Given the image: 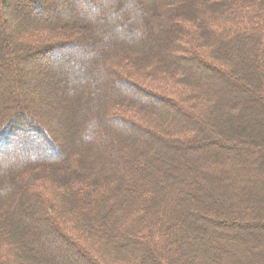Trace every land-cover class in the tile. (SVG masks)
Here are the masks:
<instances>
[{
	"label": "trees",
	"instance_id": "16d2710c",
	"mask_svg": "<svg viewBox=\"0 0 264 264\" xmlns=\"http://www.w3.org/2000/svg\"><path fill=\"white\" fill-rule=\"evenodd\" d=\"M68 4L0 0V264H264V0Z\"/></svg>",
	"mask_w": 264,
	"mask_h": 264
},
{
	"label": "rangeland",
	"instance_id": "374dc122",
	"mask_svg": "<svg viewBox=\"0 0 264 264\" xmlns=\"http://www.w3.org/2000/svg\"><path fill=\"white\" fill-rule=\"evenodd\" d=\"M61 1H63V2L66 1L69 4L72 2V0H61ZM102 13H103V15L108 14V12L106 10H103ZM93 14H98L99 16H101L100 15L101 14L100 11H97V10H93ZM64 17H67V15H65ZM46 43L48 44L49 42H46ZM53 51H54V53H52ZM55 52H56V50H53V48L52 49H48V53H49L50 56H54V55L58 54V53H55ZM203 53H204V50H203ZM2 54H3L4 58L0 59V92L4 91L2 93L3 96H4V93H8L7 91H8L9 88H11V87H13L15 85L16 81L14 80V77L16 75L19 77V70L17 71V68H15V70L18 72L17 74H15V71L12 68L14 66L12 64H17L18 65V69H24L26 72L31 71L32 72V76H35L36 78H41L42 76H51L52 74H55L58 70H60V68L51 70V69H49V67H46V66L44 67L41 64L32 63V62H29V61L25 62V61H22V60H13V57H12L11 54L8 55V56H5L4 53H2ZM49 55H46V56H49ZM8 59H9V62H8ZM5 60H6V63H8V64H4V65H6V66L10 65V68H8V71L9 70L10 71L8 72V74H6V78L3 76L5 74H3L2 70H1V67L3 66L2 62L5 63ZM9 63H11V64H9ZM257 67L260 70H264L263 69V64L261 62H259V65ZM60 72H62V70ZM258 73L262 74L263 72H258ZM35 77H33V78H35ZM143 77H142V79L140 78L141 82H143L145 84H148V85H150V86H152L154 88L160 89V90H161V87H165V89H166L165 92H167V94H174L175 92H178V93L180 92V88L178 86L174 85L173 82H170L168 80H164V79H161V78H153V77H150V76H143ZM22 79H23V76H22ZM23 82L25 84H23ZM30 82H31V77L27 76L26 80H22V83H20V85L22 84L23 86H25L26 84L28 85ZM262 87L264 88V86H262ZM42 88L44 90L45 87H42ZM44 93H45V95H50V91L48 89H45ZM32 95H36V93L32 94ZM1 99H2V97H0V100ZM49 104H51L53 107H55L54 103L52 104V102H49ZM55 115H58V113L54 112L52 117L55 116ZM38 117H40V116H38ZM39 119H40V121L43 124H44V121L47 122V124H48V121L46 119H42L41 117ZM50 122L52 123V120ZM52 126H54V125H52ZM34 131H36V130H34ZM56 131L58 133V136H61L62 127L61 126H57ZM4 136L5 135H3V136L1 135L0 136V158H3V157L8 158L12 154V152L13 153H19V152L26 151V150H22L21 146L17 145L16 140L13 141V142L7 143L6 142L7 141L6 137H4ZM33 136H35V135H33ZM236 137L245 138V137L240 136V135H236ZM41 139L43 141L42 137H40V139L38 141H40ZM5 150H6V152H10V153H7V154H4V152L1 153V151H5ZM31 153H33L32 149H31ZM40 158L46 159L43 155Z\"/></svg>",
	"mask_w": 264,
	"mask_h": 264
},
{
	"label": "bare ground",
	"instance_id": "6f19581e",
	"mask_svg": "<svg viewBox=\"0 0 264 264\" xmlns=\"http://www.w3.org/2000/svg\"><path fill=\"white\" fill-rule=\"evenodd\" d=\"M8 143V142H7Z\"/></svg>",
	"mask_w": 264,
	"mask_h": 264
}]
</instances>
